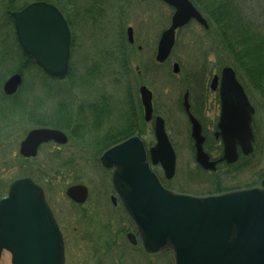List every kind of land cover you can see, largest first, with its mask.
Segmentation results:
<instances>
[{
    "label": "rangeland",
    "instance_id": "1",
    "mask_svg": "<svg viewBox=\"0 0 264 264\" xmlns=\"http://www.w3.org/2000/svg\"><path fill=\"white\" fill-rule=\"evenodd\" d=\"M34 1L38 0H0V92L10 76L22 73L19 97L24 98L23 105L41 107L44 124L63 130L67 121L63 119L54 124L51 115L58 113L56 107L65 106L70 95L74 108L103 93L111 96L115 100L114 108L127 113L129 119H123V126L130 123L128 110L133 97L138 100L140 126L139 89L144 84L153 92L155 114L166 119L168 135L177 151V171L172 179L165 177L160 165L155 166L167 187L176 192L207 195L258 185L264 178V96L258 94L241 68L236 69L239 79L256 106L254 153L241 158L235 165L220 166L217 172L204 170L195 159L191 125L181 107L183 94L188 86L206 85L208 101L204 106L205 101L201 99V106L211 120L208 122V131H211L212 122L220 112L217 94L208 87L214 74H220L225 66L235 67L236 64L220 44L218 35L217 43L214 42L213 27L208 32L197 24L182 29L171 57L159 64L156 61L158 42L174 14V9L162 0H46L61 10L72 32L71 76L57 82L35 64L26 62L16 42L13 18L7 11L12 3L15 10H20ZM227 1L239 7L246 17L248 14L252 28L257 23L264 27V0ZM202 3L210 8V0ZM203 12L211 19L209 12ZM130 26L134 29V45L128 41ZM174 62L180 63L179 74L173 73ZM91 75L96 79L93 84ZM32 127L31 123L24 125L27 130ZM19 135L15 134L8 141L0 139V199L7 195L10 183L18 177L27 175L40 184L63 232L67 264H174L172 252L147 256L141 244L134 246L128 242L124 224L129 225V229L133 226L121 205L115 207L109 201V209L95 205L97 193H102V184L108 180L106 174H110L99 161L102 147L83 145L78 137H72L67 146L44 145L36 159L24 161L19 154ZM145 137L147 144H155L154 134ZM85 145L88 147L84 152L81 147ZM207 146L213 156L220 155L218 146ZM78 183L90 189L84 205H75L66 194L69 186ZM112 241H116L117 247L106 256L103 243ZM0 264H12L10 252H3Z\"/></svg>",
    "mask_w": 264,
    "mask_h": 264
},
{
    "label": "water",
    "instance_id": "2",
    "mask_svg": "<svg viewBox=\"0 0 264 264\" xmlns=\"http://www.w3.org/2000/svg\"><path fill=\"white\" fill-rule=\"evenodd\" d=\"M175 8L171 26L160 38L156 60L164 63L172 53L176 30L196 19L205 28L207 20L190 0H163ZM19 44L51 77L68 76L71 55V31L68 21L53 3L37 1L12 13ZM134 43L133 28L127 30ZM181 71L178 63L173 72ZM22 75L16 73L4 84L8 95L16 93ZM219 76L212 81L217 89ZM220 94L222 114L218 137L224 143V156L210 159L204 149L205 136L199 120L190 111L188 93L184 106L192 124L197 162L206 170L216 171L220 161L235 163L239 147L245 155L253 152L252 129L255 108L252 106L235 70L224 67ZM146 119L153 116V92L140 87ZM157 144L151 148L154 165L161 164L171 179L176 173L177 157L166 132L165 120L155 118ZM55 140L67 143L59 129L41 128L30 132L21 145V153L35 156L40 144ZM101 164L113 170V184L126 211L135 222L148 254L172 250L174 264H264V179L253 188L221 194L195 196L167 189L152 170L143 141L132 136L104 152ZM85 185H73L67 196L77 203L88 198ZM129 240L137 244L135 234ZM4 251L12 256V264H66L63 234L46 200L42 186L30 177L15 179L7 196L0 200V261Z\"/></svg>",
    "mask_w": 264,
    "mask_h": 264
},
{
    "label": "flooded vegetation",
    "instance_id": "3",
    "mask_svg": "<svg viewBox=\"0 0 264 264\" xmlns=\"http://www.w3.org/2000/svg\"><path fill=\"white\" fill-rule=\"evenodd\" d=\"M191 1L195 4L194 0H191ZM197 8L203 14L205 19L207 20V22L209 24V28H205L196 19H192L187 25H185L183 27H179L176 30V41H177L178 33H181L182 29H184L185 27H187L190 24H197L198 26H200V28L206 30V32L210 31L211 28L213 27L214 42L217 43V35H218V38L220 40V44L222 45V47L227 49L228 45L231 46L233 43V33L231 31L232 28L230 29L229 32H227V37L224 39L223 35L219 33L223 29L221 27L222 21L218 22L214 19L213 20L209 19L207 17V15L203 12V10H201L198 6H197ZM174 12H175V9H174ZM214 14H216V13H214ZM246 19H247L246 22L248 23V26H249L248 29L253 30V32L250 33V36H249L250 40L248 38V41L252 42V43H255V42L256 43H262L261 41H263V38H264L263 24L257 23L258 25H256V27L252 28L253 25L250 23V18L248 16V14H247ZM171 23H172V18L170 21V25H171ZM228 23H229V26L232 25V22H227V24ZM170 25L166 29H168L170 27ZM134 40H135V37H134ZM176 41H175V45H176ZM134 44H135V42L132 43V45H134ZM158 46H159V42H158ZM217 46H218V44H217ZM139 48L141 49L142 47L140 46ZM173 50H174V48H173ZM172 53H171V55H172ZM231 56H232V54H231ZM233 59H231V60H233ZM175 63H178V62H174V64ZM174 64H173V69H174ZM178 64L180 65V63H178ZM180 68H181V66H180ZM216 75H219V84H218L217 89H213L211 85H212V81ZM90 77L93 78L91 81L93 84V82H95L96 79H94V77L92 75ZM237 77H238V80L241 82V80L239 79L238 73H237ZM197 84L198 83H196V85ZM220 84H221V72H220V74H214L213 75L211 82H210V85L208 87L212 92H215L217 94V101H218V107H219V112H220L219 116L215 120H213V122H212L211 131H208V129L210 128L208 125V122L211 123V120L206 117V114H205L206 110L204 109L205 110L204 111L202 109V106H201V99H203L205 101L204 106L206 105V102L208 101L207 96L205 94V92L207 91L206 85L204 87H203V85L201 87H200V85H197L199 88H197V87L192 88V86H188L186 88L184 94H183L182 101H181V107L184 110L185 114L187 115L188 121L191 125L189 115H188L186 108L184 106L185 95H186V93H188V102L190 104V111L195 116V118L197 120H199L201 123L202 133L205 136V143H204L205 150L208 152L211 160H214V161H219L224 156L223 155L224 143H223L222 137L217 136V133L219 132V123H220L221 114H222V99H221V94H220V87H221ZM241 84L243 85L245 92H246L251 104L255 107V110H256V106L254 105L253 101L251 100V98H250V96L246 90L245 85L242 82H241ZM139 93H140V89H139ZM258 94H261L264 96V94H262L260 91H258ZM20 95H21V91H18L17 93H14L12 95L6 94L3 90L0 92V139L8 141L15 134L16 135L20 134L18 136V140L21 138L20 147H19V154L23 158L24 161L36 159L39 156V153H40V151L44 145L52 143V144H55V146H57V147L67 146L72 137H78L79 141L82 142L83 145L88 143L89 144L88 146L102 147L103 149L99 153V161H101V156L103 155V153L108 148H110V147L116 145L117 143H119L120 141H122L123 135L125 136L123 139L131 137V136H140L142 138V140L144 141L146 151H147V155H148V159L150 161L152 159L150 149H151V147H153V145L147 144V141L145 140V138H146L145 136L146 135L151 136L152 134L155 135V133H154V127H155L154 117L155 116H161V115L155 114V107H154L153 100H152V107L154 110L153 114L155 116H152L151 120H147L146 119V110H145V107H144L143 102H142V97L140 98L139 104H141L143 123L140 120L141 125L139 126L138 125L139 124L138 123V118H139V116H138V100L136 98L133 100V97H131V99H130L132 101L131 109L128 110L129 111L128 112L129 117H131L130 123L128 122L129 125H127L128 124L127 123L125 126H123L122 125L123 119L127 120L129 118L127 117V113L123 114L121 112V110L118 111L119 109L117 110V108H114V106L116 104H115L114 98H112L111 96H107L106 94L103 93L102 95L98 96L96 99L85 100V102H83V104H82L83 106H78V107L74 108L72 106L73 96L70 95L67 97L68 105L66 102V103H64L65 104L64 107L63 106L56 107V110H58V113L55 112L54 114L51 115L52 116L51 120H52V123H54V124L56 122L58 123L59 121H61L63 119L67 121V126L63 130V129L58 128L54 125H45L44 123H46V122H43L44 120H41V107L24 106L23 105L25 102L24 98L19 97ZM140 96H141V93H140ZM153 99H154V95H153ZM113 101H114V106L112 105ZM45 116L47 117L48 114ZM164 120H166V119L164 118ZM25 123H31L33 125V127L31 129L27 130L24 128ZM165 125H166V121H165ZM69 127L71 128V130H68ZM139 127H140L141 131H139ZM41 128L59 129V130L63 131L68 138L67 143L62 144V143L56 142L55 140H51V141L44 142V143L40 144L38 147L37 154L35 156L23 155L21 153L22 143L25 141V139L30 134V132H32L33 130H36V129H41ZM191 129H192V126H191ZM166 130H167V127H166ZM145 133H146V135H145ZM169 138H170V136H169ZM194 144H195V141H194ZM207 144H210L211 146H215V147L218 146L220 155L219 156H213L211 153L212 151L211 152L208 151ZM86 145L81 147V149H83L84 152L86 151L85 148L88 147ZM172 145L175 149L173 142H172ZM255 148L256 147H255V143H254V149ZM175 152H176V156H177L176 149H175ZM195 152H196V148H195ZM221 152H223V153H221ZM89 153H90V151H89ZM239 153H240V156H239V161H240L241 158H244L245 156L240 152V150H239ZM195 157H196V154H195ZM224 164H226L227 166H231V165H228L225 161H220L217 165L216 171H211V172H217L218 168L220 166H223ZM109 172H110V174H106L108 176L107 177L108 180H105V182H103V184H102V187H101L102 193L101 192L97 193L98 196H96L95 205L97 207H100V208L103 206H106L107 209H109L108 208V207H110L109 203H108V201H109L112 206L116 207V206L121 205L122 209L125 210L123 203H122L121 199L118 197L117 192L115 190V187L113 185L112 170H110ZM21 177H29V176L24 175ZM161 181H162V179H161ZM260 184H261V181L258 185H260ZM253 186H257V185H253ZM253 186H247V187H253ZM244 188H246V187H244ZM88 192H89V194H88L87 200L89 199V195H90L89 187H88ZM73 203L75 205H84L85 204V203L78 204L75 202H73ZM52 209H53V207H52ZM54 213H55V211H54ZM55 215H56V213H55ZM56 218H57V216H56ZM124 225H125L124 226V230H125L124 234L126 235L128 242H131L128 238V234L130 232H133V233H136L138 235L137 230L135 229L133 223H132L133 231H132V229L128 228L129 225H127V224H124ZM122 232H123V230H122ZM103 245H105L106 249H107V252L105 253L106 256L111 255L112 254V252H111L112 248H114L115 246L117 247L116 241H112L111 243L105 242V243H103ZM104 251H106V250H104Z\"/></svg>",
    "mask_w": 264,
    "mask_h": 264
},
{
    "label": "trees",
    "instance_id": "4",
    "mask_svg": "<svg viewBox=\"0 0 264 264\" xmlns=\"http://www.w3.org/2000/svg\"><path fill=\"white\" fill-rule=\"evenodd\" d=\"M203 1L205 0H194L200 9L206 13H210L212 20L222 21L221 27L223 29L219 33L223 35L224 39L227 37V32L232 28L233 43L231 46L228 45L226 50L236 60L235 68L243 69L249 76L252 85L264 94V38L261 41L262 43L248 41L250 33L253 30L248 29L247 17L243 15L241 9L236 5H232L227 0L223 2H220V0H210V8L207 7L209 8L207 9L206 5L202 3ZM15 9L16 7L12 3L7 11L11 13ZM227 22H232V25L229 26ZM22 55L27 63L34 64L32 59L27 58L23 53Z\"/></svg>",
    "mask_w": 264,
    "mask_h": 264
}]
</instances>
